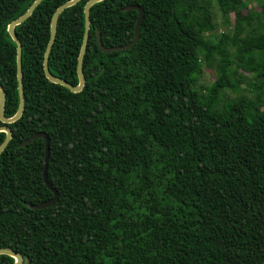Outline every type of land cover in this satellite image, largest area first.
I'll list each match as a JSON object with an SVG mask.
<instances>
[{"label": "trees", "instance_id": "16d2710c", "mask_svg": "<svg viewBox=\"0 0 264 264\" xmlns=\"http://www.w3.org/2000/svg\"><path fill=\"white\" fill-rule=\"evenodd\" d=\"M35 1L0 0L8 118L19 109L8 27ZM69 1L44 0L16 27L25 110L0 156V249L24 264H264V0H214L218 34L213 0L95 4L79 93L44 72L51 18ZM88 1L58 18L50 53L52 75L73 86ZM130 6L145 12L138 43L103 53L98 33L106 48L134 39ZM213 63L214 83L200 87ZM243 86L251 96L229 98ZM37 133L50 138L47 175L59 193L42 210L28 205L54 198L45 141L22 146ZM5 139L0 132V146Z\"/></svg>", "mask_w": 264, "mask_h": 264}, {"label": "water", "instance_id": "95a60500", "mask_svg": "<svg viewBox=\"0 0 264 264\" xmlns=\"http://www.w3.org/2000/svg\"><path fill=\"white\" fill-rule=\"evenodd\" d=\"M44 0H36L31 7L27 10V12L22 15L21 17H18V19L14 20L8 27V33L11 36L12 40L14 41V43L16 44L17 47V80H18V91L19 92V109L16 113L15 116H13L12 118H8L5 115V109H6V92H4V88L3 86L0 84V121L4 124L3 126H0V132H4L6 133V139L5 141L1 144L0 146V156L2 155V153L4 152V150L6 149V147L8 146L9 142L11 141L12 137H13V131L12 129L9 127V125L17 122L24 114V110H25V96H24V83H23V66H22V54H23V47L22 44L17 36L16 33V27L19 25H22L23 23H25L29 17H31L34 13L35 10H37V8L41 5V3ZM81 0H71L63 5H61L55 12L52 21H51V30H50V41L45 53V59H44V72H45V76L48 79V81H50L51 83L57 84V85H61L63 87H65L66 89H68L69 91H71L72 93H79L81 92L84 87H85V75H84V68H83V63H84V58H85V54H86V50H87V46H88V41H89V33H90V25H91V19L90 18V12L92 7L97 4L100 3L104 0H90L87 2V4L85 5L84 8V16H85V33H84V39H83V45L81 48V52L78 58V65H77V74H78V78H79V84L77 86H73L70 83H68L67 81L57 78L55 76L52 75V73L50 72L49 69V59H50V53L52 51V47L55 43V39H56V33H57V25H58V18H60L61 14L68 8L73 7L74 5H76L77 3H79ZM132 10H136L139 13V17L135 27V36L134 39L128 43L127 45L124 46H119V47H112V48H106L103 44H102V40H101V35L100 33L97 34V43L98 46L100 48V50L105 53V54H110V53H114V52H118V51H124V50H128L132 47H134L139 39H140V30H141V26L145 17V12L144 10L140 7V6H130L127 7L126 9H124V11L128 12V11H132ZM37 139H44L45 141V147H46V151H45V166H44V173H43V179H44V183L47 186V188L49 190H51L54 194V198L51 201H47L44 202L42 204L39 205H28V207L30 209L33 210H42L45 209L47 207H50L52 205H54L58 200H59V193L58 191L51 185V183L48 180V175H47V167H48V160H49V153H50V138L46 133H37L34 136H32L31 138L27 139L22 146H26L27 144L31 143L32 141H35ZM0 255H6L9 257H12L13 259H15V263L14 264H24V260L23 257L10 249H0Z\"/></svg>", "mask_w": 264, "mask_h": 264}, {"label": "rangeland", "instance_id": "374dc122", "mask_svg": "<svg viewBox=\"0 0 264 264\" xmlns=\"http://www.w3.org/2000/svg\"><path fill=\"white\" fill-rule=\"evenodd\" d=\"M252 8L258 9V7L255 4L251 5ZM216 2L213 0V9L215 12V18H216V23L218 26V29L216 31V33L218 34L220 32V30L225 31V26H224V21L222 16L218 13V10L216 9ZM241 16H243L241 14ZM216 79V64L213 63L212 67H208L206 64L204 65V72L201 75V79L199 80L200 83V87H210L214 81ZM246 89V86H243L242 90L240 91V93L236 94V93H231L230 92V99H234L235 97H237L238 95L242 94L243 91H246L248 93L249 96H251V92L249 90H243ZM206 93V91H205ZM227 100L226 98H223V101Z\"/></svg>", "mask_w": 264, "mask_h": 264}]
</instances>
